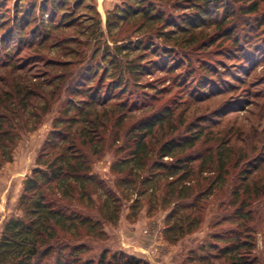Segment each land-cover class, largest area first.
<instances>
[{"label": "trees", "instance_id": "obj_1", "mask_svg": "<svg viewBox=\"0 0 264 264\" xmlns=\"http://www.w3.org/2000/svg\"><path fill=\"white\" fill-rule=\"evenodd\" d=\"M262 13L264 0H126L110 14L108 29L130 28L129 40L133 36L137 40L117 45L119 38H113V50L107 48L103 57L109 56L113 66L114 80L107 85L105 73L98 79V68L93 69L92 64L76 82L67 84L72 78L66 74L71 62H43L35 56L37 62H26L23 52L32 51L48 36L37 27L30 33L34 40L28 41L24 35L31 24L29 18L14 24L0 39V49L6 50L4 58L0 56V168L12 162L23 133L30 131L31 125L34 130L40 126L62 91L68 98L42 146L37 167L23 184L18 206L21 214L3 225L0 264H50L51 259L54 264H149L109 249L97 259L85 257L91 251L88 243L74 241L83 235L102 236L104 223L120 220L125 196L137 197L135 207L148 191L157 198L163 183L164 207L175 204L166 219L169 242L196 232L207 199L232 184L226 209L230 212L216 224L226 222L231 227L215 234V243L207 249L201 248L206 254L199 261L215 253L212 258L224 264H264V258L256 254L257 236L264 235L257 227L262 222L264 231V138L259 132L251 140L230 133L221 136L212 131L205 114L191 112L194 103L225 96L235 87L218 76L225 62L207 58L198 60L196 68L192 56L186 54H211L217 46L218 55L226 59L252 60V36H264ZM246 17H255L254 23H245ZM64 19L63 25L76 21L71 14ZM122 52L141 53L133 56L125 71L119 57ZM156 72L166 73L173 82H195L196 93L187 94L185 100H172L163 108L160 95L165 89L148 97L146 103H130V80L134 87H141V80ZM240 73L247 76L243 70L224 73V77L242 82L245 78L239 77ZM220 83L225 87L214 92ZM254 126L251 123L249 127L253 130ZM108 147H116L117 159L110 172L121 196L93 172V164ZM205 174L214 177L195 198V187ZM74 205L95 208L97 215L81 212ZM61 237L71 241L56 243Z\"/></svg>", "mask_w": 264, "mask_h": 264}, {"label": "rangeland", "instance_id": "obj_2", "mask_svg": "<svg viewBox=\"0 0 264 264\" xmlns=\"http://www.w3.org/2000/svg\"><path fill=\"white\" fill-rule=\"evenodd\" d=\"M126 0H0V39L7 31L20 21L23 17H28L31 22L30 27L24 33L26 40L33 41L34 37L30 34L37 27H40L48 39L44 43L36 44L32 51L23 52L26 62H37L34 56L40 60H54L56 62H71L66 71L69 81L67 84L76 82V77L86 71L87 66L92 64V68H98V79L104 74V83L107 85L113 82V66L109 62V56H105L107 48L113 50L115 43L113 38H119L117 45L128 44L132 40L135 42L137 37L133 36L130 28L122 29L113 26L108 29V21L117 7H123ZM71 14L76 20L74 23L63 25L64 16ZM264 13L260 14L261 17ZM255 17H246L249 23H254ZM66 22V21H65ZM243 24V21H242ZM126 30V31H124ZM254 34V33H252ZM251 41V52L253 59L248 57H238L226 59L220 56V47H214L211 54L201 51L187 52L193 58V64L199 68L198 60L204 59L212 61H222L224 67H219V78L229 82L235 87L232 92L225 96L218 95L206 103H194L191 105V112H198L195 115L205 114L206 120L213 132L219 135H242L254 139L255 132H259L264 138V36L253 35ZM247 42L242 41L241 44ZM133 45V43H132ZM0 46L2 47L0 42ZM5 49H0V56L3 59ZM138 53V52H137ZM137 53L119 55L122 61V68H127V64L136 56ZM141 53H138V55ZM252 54V53H251ZM37 55V56H36ZM128 56V57H127ZM151 60L155 61L154 57ZM23 59V60H24ZM147 61L142 63L145 65ZM30 65V66H31ZM30 68V67H29ZM61 72L62 69L58 68ZM245 71L247 76L240 73L242 82L233 81L231 78L224 77L225 74H235ZM224 72V73H223ZM185 75V70H183ZM222 74V76H220ZM79 76L78 78H80ZM124 80H129L128 74L124 75ZM165 80V81H164ZM171 78L166 73L156 72L154 76L144 77L141 80V87H134L133 80H130V93L127 95L130 103L141 105L149 101L148 97L154 96L159 90L162 101L161 108L168 103L178 99L185 100L187 94L196 93L194 89L196 83L188 84L183 79L179 83L170 81ZM228 85V84H227ZM225 87L220 83L214 88L218 93L219 88ZM171 88V89H170ZM157 90V91H156ZM172 90V92H170ZM168 91V93H167ZM198 92V91H197ZM68 95L62 91L61 98L56 103L48 115L43 118L40 126L34 130L33 125L30 131L24 132L18 147L13 152L12 162L6 163L0 168V234L4 223L13 216L21 214L18 211L19 201L23 191L25 180L31 176L32 171L37 167L36 161L42 146L53 129V122L59 116V110L67 100ZM173 100V101H172ZM176 102V101H175ZM255 124V129H250V124ZM233 131V132H231ZM206 148V147H205ZM117 159L116 147H108L104 156L93 164V172L105 179L115 193L121 196L120 191L115 189V178L111 175V165ZM237 172V171H236ZM234 175L237 176V173ZM213 175L205 174L200 179V184L195 187L194 197L208 188ZM232 184H228L221 190H217L205 203L202 211L201 227L191 235H187L178 242H169L166 234V219L171 214L174 203L169 207H164V183L160 188V195L155 198L151 191L139 197V203L134 207L135 196L128 194L122 200V212L120 220L115 224L104 223L102 226V236H85L76 239V242H86L91 251L85 257L98 258L105 249L112 253L123 252L129 256L142 259L149 264H224L213 255H208L206 261H199L200 256L206 252L200 251L201 248L207 249L215 243V234L223 233L229 229V223L216 226L217 221H221L229 209V192ZM105 199L106 197L102 195ZM97 198V197H96ZM193 198V199H195ZM192 200L186 202L190 203ZM259 204V203H257ZM97 205V202H96ZM261 205V203H260ZM259 205V206H260ZM74 208L90 214L97 215V210L84 209V207L74 205ZM229 214V213H227ZM264 214V211H263ZM264 219V218H263ZM257 224V223H256ZM262 222L257 227L261 232ZM71 241L68 237H61L58 244ZM207 251V250H206ZM256 254L264 258V235L257 236ZM191 256L196 260L191 262ZM55 259L50 260L54 264Z\"/></svg>", "mask_w": 264, "mask_h": 264}]
</instances>
